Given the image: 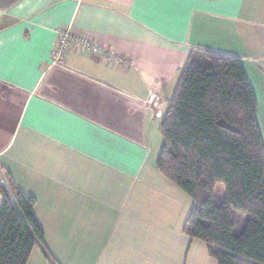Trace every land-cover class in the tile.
I'll return each mask as SVG.
<instances>
[{
    "label": "crops",
    "instance_id": "0c3cea01",
    "mask_svg": "<svg viewBox=\"0 0 264 264\" xmlns=\"http://www.w3.org/2000/svg\"><path fill=\"white\" fill-rule=\"evenodd\" d=\"M68 25L131 64L54 65ZM195 48L242 60L264 138V0H0V169L35 196L58 264H218L183 231L192 201L157 168L145 104L153 90L165 113ZM27 264L53 262L37 245Z\"/></svg>",
    "mask_w": 264,
    "mask_h": 264
},
{
    "label": "trees",
    "instance_id": "16d2710c",
    "mask_svg": "<svg viewBox=\"0 0 264 264\" xmlns=\"http://www.w3.org/2000/svg\"><path fill=\"white\" fill-rule=\"evenodd\" d=\"M161 128L157 168L192 199L183 231L204 241L218 264H264V138L242 60L192 49ZM1 176L0 264H27L37 245L58 264L35 196Z\"/></svg>",
    "mask_w": 264,
    "mask_h": 264
},
{
    "label": "built area",
    "instance_id": "2783aa9c",
    "mask_svg": "<svg viewBox=\"0 0 264 264\" xmlns=\"http://www.w3.org/2000/svg\"><path fill=\"white\" fill-rule=\"evenodd\" d=\"M71 51L88 52L104 57L113 64H121L124 67L131 64L130 59L116 50L107 48L102 41L95 40L85 34L75 33L72 27L68 25L58 29V40L54 45L52 63L54 65L64 66L65 59ZM145 104L155 112L156 116L164 115L161 109V97L157 92L150 91L145 100ZM0 181L5 182L3 176H1Z\"/></svg>",
    "mask_w": 264,
    "mask_h": 264
},
{
    "label": "rangeland",
    "instance_id": "374dc122",
    "mask_svg": "<svg viewBox=\"0 0 264 264\" xmlns=\"http://www.w3.org/2000/svg\"><path fill=\"white\" fill-rule=\"evenodd\" d=\"M162 143H163V134L159 133L158 136H157V149H160L159 147L162 146ZM223 187V186H221ZM188 198V202L190 204V207H191V197L190 196H187Z\"/></svg>",
    "mask_w": 264,
    "mask_h": 264
}]
</instances>
